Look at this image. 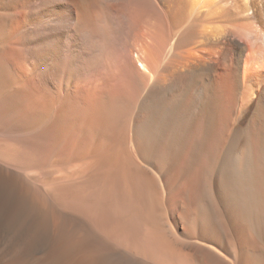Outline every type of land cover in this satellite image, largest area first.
I'll use <instances>...</instances> for the list:
<instances>
[{"label":"bare ground","instance_id":"1","mask_svg":"<svg viewBox=\"0 0 264 264\" xmlns=\"http://www.w3.org/2000/svg\"><path fill=\"white\" fill-rule=\"evenodd\" d=\"M0 264H264V0H0Z\"/></svg>","mask_w":264,"mask_h":264}]
</instances>
